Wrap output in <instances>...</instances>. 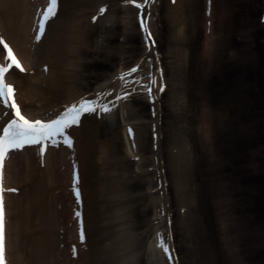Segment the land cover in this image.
Returning a JSON list of instances; mask_svg holds the SVG:
<instances>
[{
	"label": "bare ground",
	"instance_id": "obj_1",
	"mask_svg": "<svg viewBox=\"0 0 264 264\" xmlns=\"http://www.w3.org/2000/svg\"><path fill=\"white\" fill-rule=\"evenodd\" d=\"M110 1L113 3L112 6H106L107 11H103L105 8L102 4ZM110 1L59 0L58 7L54 10L45 30L42 28L43 17L48 14L53 0H45L44 4L41 0H0V38L7 41V44L0 41V65L11 68L6 73H0V79L16 89V103L20 105L21 112L25 116L31 120L38 116L52 118V114L55 115L57 111L67 106L76 105L77 107L78 103H82L85 98L95 99L97 104L112 108L110 112L102 113V109H98L96 113H83L81 123L71 126L68 130L72 132L75 141L70 150L65 147L67 144H62L64 134H61L57 142L49 139V146L44 154L38 153L36 146L26 145L22 149L11 150L4 156L2 195L7 214L8 233L4 236L6 264H96L99 258L94 262L91 261L93 259L91 256L96 251L93 246L96 244L97 249L100 248L103 238L98 236L99 238L96 239L92 226L95 224L98 234L102 235L104 229L111 234V237L106 236L111 240L105 243L108 251H113L116 247L115 241L123 243L129 235V233H121L120 228L125 230V227H122L123 222L116 220L111 223V227L108 223L111 219V211L117 212L124 203L129 201L127 192L132 190L133 181L140 179L138 177L140 174L148 177V180L151 176L147 187L149 195L141 203L144 206L142 209L144 213H147L150 208L154 210L153 218L150 217L152 219L149 223V232L143 235L136 234L134 238L127 240L126 246L123 245L125 251L120 253V258L119 254L116 255L117 257L114 255L111 257L101 253L100 257L104 258L106 255L108 260L111 259L110 262L106 259L108 264H135V259L138 255L143 256L144 252L148 258V264H180L177 246L173 242L170 243L167 237L172 233L171 239L174 237L175 230L171 228V222L175 209L171 202L175 194L169 190L170 181L165 179L166 171L161 165V160L164 159L161 152L165 133L164 128L159 124L161 116L166 112L163 107L164 94L161 96V92L165 85L166 91L170 89L172 78L169 75L167 60L165 57L161 59L162 49H159L158 42L163 37H168L175 42L177 40L175 32L178 31L186 35L187 26L191 27L192 24L190 21L186 23L185 18L189 12L186 6L193 0H169L167 8L163 5L168 0H152L151 3L149 0ZM214 1L204 0L202 3L203 16L206 18V22H203L204 37L205 39L208 37L211 44L209 49L205 46L206 54L213 50L214 44L210 23L214 20L216 26V20H218L215 14L213 15ZM132 2L144 4L145 7L132 6L130 4ZM262 5L264 7V0ZM210 8L211 12H209ZM121 9L125 15L120 14ZM263 10L264 8L257 19L260 26L264 25ZM141 12L144 13L141 20L143 23L140 21ZM126 13L129 15L126 16ZM175 15L178 16V20ZM163 18L171 19L174 26L167 28L163 24H158ZM177 22L179 24L175 27ZM118 25L123 26V35L121 44L116 47L111 42L117 35ZM192 25L196 32L197 28L194 24ZM33 27H36L35 31ZM146 27L149 31H145ZM238 30L239 28H235L232 31L235 39L241 34ZM159 31L161 34H158ZM205 32L209 35L206 36ZM150 36L154 37L151 45L149 44ZM262 39L264 36L258 39L260 43H257L258 47ZM8 45H11L12 50L24 65L23 69L15 65L14 61L9 63ZM112 47L115 48V52L121 51V54L122 50L126 51L127 56L119 58V64L115 66L113 72L107 67L100 69L94 62V55L98 54L93 52V48L100 51L103 48L110 50ZM135 49L142 52L137 56ZM230 52L233 55V64L236 65L235 72L243 70L249 78L251 74L259 75L258 66L262 64V61L264 63V44L258 48V51L254 49L247 52L236 46ZM70 56L71 59H69ZM175 56V68L181 71V62H184L188 53L185 52L183 55L177 53ZM128 57L130 60L127 59ZM137 68L139 71H136ZM98 74L96 80L98 83L92 87L85 84L87 77L94 80ZM68 81L71 84L67 83ZM244 84L248 85L246 80ZM129 92L131 95L127 98H118L126 96ZM252 93L255 99L253 104L255 111H258L256 108L258 106L260 111L257 114L261 117L263 115L261 120H257L259 123L263 122L257 132L263 134L264 97L254 91ZM10 94L12 95L11 92ZM12 110L14 105L10 107L0 97V139H2V127L10 123L14 116ZM255 124L257 126V123ZM101 129L109 131L112 137H108L107 140L98 138ZM117 135H120L119 138L122 139L120 141L125 145L128 161L114 151L115 143H117L114 139H118ZM144 136L147 139L151 137V149L148 151L144 147ZM185 136L182 143H171V150L174 151L172 157L182 176L180 181L184 184L185 192L179 200L185 204L195 205L192 203V194L186 192L191 188V184L188 183L190 175L188 176L187 173L191 165L192 169H195L197 165H202L204 160L199 159V164L196 165L189 164L191 158H193L192 161L199 157L203 158L199 153H191L195 152L192 146L208 143L201 137L199 141L195 137L194 141L191 135L185 134ZM207 141L210 143V139L207 138ZM156 148L159 154L155 151ZM147 152L151 153V160L148 157L150 153ZM229 153L232 157L237 152ZM213 155L216 156L217 153L213 152ZM262 155L263 152L256 157L254 169L251 165L244 167L250 183L253 184L258 179L262 181L263 191L252 206L254 219H258L259 226L262 225L260 221L264 219V158ZM157 156L158 158L155 159ZM215 156L211 158L212 167L220 170L233 160L228 157L215 159ZM75 169L79 173V180H77ZM122 169L125 173L119 172ZM194 175L196 177L197 174L194 173ZM207 178L212 180L211 177ZM18 187L22 188L21 192L17 191ZM77 188L82 192L81 198H76ZM150 190L154 191V196L157 193L154 203L149 199L152 197ZM184 206L180 208L179 213L185 212ZM221 207H223L222 212L218 206L220 216L219 214L217 216L219 218L216 230L221 244L228 247L229 243H243L245 239L237 226L236 218H233V208L231 211L226 209V205ZM187 211L189 216L192 209L189 208ZM161 214L163 220L160 219ZM102 217L106 218L104 224H100L99 221ZM160 220L162 225L157 222ZM202 223L205 222L202 221ZM193 226L192 224L189 230L192 231ZM207 230H210L209 225ZM228 230L231 233H227ZM198 236L202 240L204 235H200L198 231ZM73 245L78 249L77 257H80V260L73 258L70 254V249H74ZM171 257H174L176 263L172 262L173 260L169 263L168 259ZM116 258H119L120 262Z\"/></svg>",
	"mask_w": 264,
	"mask_h": 264
},
{
	"label": "rangeland",
	"instance_id": "obj_2",
	"mask_svg": "<svg viewBox=\"0 0 264 264\" xmlns=\"http://www.w3.org/2000/svg\"><path fill=\"white\" fill-rule=\"evenodd\" d=\"M168 2L163 7L167 8ZM203 2L204 0H193L190 2L191 4L186 6L190 12H188L185 18L186 23L188 24V21L192 22L195 28H197L196 32L194 31L196 29H193V25L191 24V27L187 26L186 35L179 33V31L175 32V38L177 39L175 42L170 38L168 39V37H163L159 40V49H162L161 59L165 57L167 60L166 64L169 67V75L172 78L171 85L169 86L170 89L163 96V107L166 109V112L161 116L159 124L160 127L164 128L165 133L162 140L163 150L161 152L164 157L162 159L164 161L163 166L166 168L165 175H167V181H170L168 183L170 192L175 194V198L172 199L171 204L175 209L174 233L176 234L175 243L177 252L180 255L182 264H264V219L260 221L262 225L259 226V221H257L258 219H254L252 212V206L259 199L261 190L255 189L256 192H253L254 190L249 184L248 174L244 171L245 165L248 167L251 165V168L254 169L256 157L264 149L262 143L264 141V133L257 132L263 123H259L258 121L262 119L263 115L262 117H257L260 109L256 106L258 111H255L253 106L255 99L252 93L253 90H258L264 94V63L262 61V64L258 66L261 74H251L249 78L244 74L243 70L234 71L236 65L233 64V55L230 52L236 46L247 52L254 49L258 51V48L264 44V39H262V43L258 47V44H260L258 39L264 36V25H258L257 20L263 9L262 0H245L244 2L240 0L214 1L213 7L215 9L213 15L215 14L218 20H216V26L214 25V20L210 24L213 33L211 37L214 44L213 50L209 54L205 52V46H208L209 49L211 44L210 39L208 37L205 39L204 37L203 22H206V18L203 16ZM122 11L121 9L120 14L125 15ZM127 15L129 13H126ZM176 19L178 20V16H176ZM162 20L160 24H163L164 27L170 28V26H174L171 19L166 20V18H163ZM178 24L179 22L175 24V27ZM122 25H118L117 27L121 33L117 30V35L114 36L113 42H111L116 47L122 41ZM235 28H239L238 31L241 33L237 39H235L232 32ZM158 34H161V32L159 31ZM205 35L208 36L209 34L207 35L205 32ZM135 39L137 40V38ZM122 51V54L121 51L115 52L114 47L110 50L103 48L100 51L93 48V52L98 54L97 56L94 55V62L96 65H99L100 69L107 67L113 72L115 66L119 64V58L127 56L126 51ZM135 51L137 52V56L142 52V50L137 51L136 49ZM185 52L188 53V56L184 57V62H181L180 71L175 68V55L177 53L183 55ZM71 56L69 59H71ZM127 59L130 60V57ZM98 76L99 74L94 80L87 77L85 84L89 87L94 86L98 83L96 81ZM250 79H254V81L259 80V82H255V84L250 82ZM245 80L248 85L244 84ZM67 83H70V81ZM255 123H257V126ZM243 124L247 126L245 132L240 131V125ZM100 132L98 138L107 140L108 137H112L109 131L101 129ZM185 134L191 135V139L193 140L196 137L197 141L201 137L204 142L208 143H203L201 146H192L195 152L191 153H199L203 158H196L195 161H192L193 158H191L189 164L195 163L196 165L197 163L199 164V159L201 161L204 160L202 165H197L195 169H192L191 165L189 167L190 172L188 171L187 173L188 176L190 175L188 183L191 184V188L189 191L187 189L186 192L192 194V203L195 205L185 204L179 200L185 192L183 191L184 184L180 181L182 176L180 175L178 165H175L177 164L175 159L172 157L174 156V151L171 150V143H182L183 138L186 137ZM116 137L118 139H114V141H117L114 151L128 161L129 158L125 155L127 153L125 152V145L120 141L122 139L119 136ZM143 138L145 150L147 149L148 151L151 149V137L149 136L147 139L144 136ZM207 138L210 139V143L207 141ZM260 143H262L261 146L259 145ZM234 150L236 152L241 150L243 154L237 152V154H232L233 156L231 157L229 152ZM213 152L217 153V155H213ZM212 156H215V159H226L228 157L229 159L233 158V160L228 162V165L224 169L220 170L212 167ZM148 157L149 160L152 159L151 153ZM262 157H264V153ZM133 163L135 164V162ZM119 172L125 173L123 169ZM194 173L197 174L196 177ZM138 177L140 179L138 178L139 180L132 183V190L127 192V195L130 197L129 201L126 204L124 203L117 212H114L115 210L111 211V219L108 223V225L110 224L109 227H111L112 222L121 220L120 223L123 222L122 227H125V230L120 228L121 233H129V235L123 240L122 244L119 241H115L116 247L112 248L113 251H108L105 248V243H109L111 240L106 236H110L111 234L106 229L102 231V235L98 234V232L96 233L98 229L93 224L92 228L95 231L94 236L96 239L99 238L98 236L103 238L100 248L97 249L96 244L93 246L96 249L94 257L99 259L107 258V256L101 258L100 253L108 256L114 255L115 257L119 254V257L120 253L125 251L123 245L126 246L127 240H131L136 234L143 235V233L149 232V223L154 216V210L150 208L148 212L146 211L147 213H144L142 211L144 206L141 203L149 195L147 187L151 176L149 180L148 177L142 176V174ZM207 177H211L212 180H208L209 178ZM150 192L152 197L149 199L154 203L157 193L154 196V191L150 190ZM183 205H185V212L179 213ZM221 205H226L227 210L232 211L233 208V218H236L237 226L240 232H242L243 239H245L243 243H229L228 247L221 244L219 233L216 231L219 218L217 216L218 214L220 216V211L222 212L223 209ZM218 206L221 209L220 211ZM189 208L192 211L188 216L186 212H188L187 209ZM150 217L152 218L150 219ZM105 220L106 218L104 217L100 218V224H104ZM202 221L205 223H202ZM192 224L194 225V229L191 231L189 229ZM208 225L210 227L209 231L207 230ZM150 230L152 231V229ZM198 231L200 235H204L202 240L198 236ZM229 232L231 233L230 230L227 231V233ZM180 236L182 237L181 239ZM133 253L134 251L131 255ZM142 254L143 256L138 255L137 259H135V264H148L146 254L144 252ZM119 258H116L118 262H120Z\"/></svg>",
	"mask_w": 264,
	"mask_h": 264
},
{
	"label": "snow or ice",
	"instance_id": "obj_3",
	"mask_svg": "<svg viewBox=\"0 0 264 264\" xmlns=\"http://www.w3.org/2000/svg\"><path fill=\"white\" fill-rule=\"evenodd\" d=\"M133 2H135V0H133ZM151 2L152 0H149V3ZM58 4L59 0H53L52 7L48 10V14L43 17L42 28H44L45 30L47 29L48 21L52 18L53 12L57 9ZM139 7L143 8L145 7V5L140 4ZM103 11H107V8L103 9ZM145 31H149V29L146 27ZM152 40H154V37L150 36V45ZM4 43L7 44V41L5 40ZM7 50L10 53L9 63H12L14 61L15 65L23 69L24 65L12 50L11 45H8ZM8 71L9 69L7 67L0 65V73H6ZM136 71H139V68H137ZM15 91L16 89L13 86L8 85L3 79H0V93L3 94L4 101H6L10 107L14 105V118H12L11 122L7 124L6 131L2 133V139H0V261L4 260L5 251L2 197V162L5 153L13 148L20 149L25 145L41 144L42 142L46 151L47 140L52 139L55 142L56 137L60 136L61 134H64L67 137V143L69 145H74V140L70 135H68V130L72 125L81 123L83 113H96L98 111V108L102 109V113L112 111V108L108 107V105H97L95 99L89 100L85 98L79 107H70L66 113L60 115L57 119H53L50 121H33L21 112L20 105L16 103ZM10 92L12 93L11 96L9 95ZM130 95L131 93L129 92L126 94V96L118 98L124 99ZM153 99H155L154 96ZM77 180H79V173H77ZM79 192L80 189L77 188V193L79 194ZM165 246L167 247V245Z\"/></svg>",
	"mask_w": 264,
	"mask_h": 264
}]
</instances>
